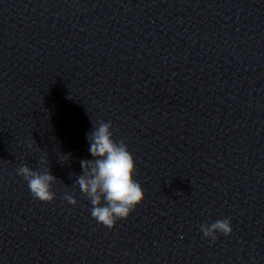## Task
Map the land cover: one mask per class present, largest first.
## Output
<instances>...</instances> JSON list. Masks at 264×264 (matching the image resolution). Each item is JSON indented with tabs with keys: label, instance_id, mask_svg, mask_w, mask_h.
<instances>
[{
	"label": "clouds",
	"instance_id": "1",
	"mask_svg": "<svg viewBox=\"0 0 264 264\" xmlns=\"http://www.w3.org/2000/svg\"><path fill=\"white\" fill-rule=\"evenodd\" d=\"M111 122L101 121L98 127L87 136L89 152L93 159L80 161L82 174L77 177L76 183L82 194L91 202V215L99 224L111 229L118 220L127 219L131 212L144 200V191L135 179L136 165L133 155L127 144L121 140H113ZM69 161L70 156L65 155ZM42 165L48 160L42 158ZM18 175L27 182L34 199L48 203L55 199L52 185L57 178L51 174L49 168L33 170L27 165H21ZM71 205L77 200L72 195H65ZM205 238L217 239V233L225 236L232 234L229 219L217 220L213 223L201 225Z\"/></svg>",
	"mask_w": 264,
	"mask_h": 264
}]
</instances>
